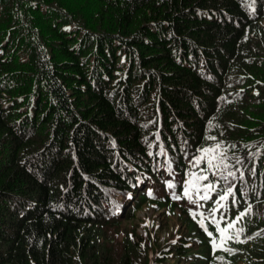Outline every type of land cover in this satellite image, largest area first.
<instances>
[{
	"label": "trees",
	"instance_id": "1",
	"mask_svg": "<svg viewBox=\"0 0 264 264\" xmlns=\"http://www.w3.org/2000/svg\"><path fill=\"white\" fill-rule=\"evenodd\" d=\"M171 163L212 208L216 171L261 188L174 257L264 264V0H0V264H165L109 230Z\"/></svg>",
	"mask_w": 264,
	"mask_h": 264
},
{
	"label": "rangeland",
	"instance_id": "2",
	"mask_svg": "<svg viewBox=\"0 0 264 264\" xmlns=\"http://www.w3.org/2000/svg\"><path fill=\"white\" fill-rule=\"evenodd\" d=\"M183 206L184 209L189 208L186 204ZM182 211L179 207L167 209L165 206L149 204L144 201L134 213L124 218L119 229L113 231L110 229L109 233L115 235L118 240H121L123 235L133 236L141 245H144L149 242V236L146 232L148 230L151 239L156 240L159 245L160 251L156 253L157 255L159 254L161 257H164L161 250H165L168 254L171 252L168 255L171 258H167L165 264H187L193 261V255H189L184 259L185 262H182L183 258L174 257L176 255H173L171 251L172 248L177 246L182 247V244H185L184 247L190 248H194L195 244H197L196 240L190 239L193 235L186 233L187 226L183 218L188 217V214L183 211L184 215ZM180 214L183 216H180ZM122 242L123 240L119 243L121 246L117 247L118 250L122 248ZM148 252L153 262L155 260L154 253L149 249ZM236 264L247 263L238 261Z\"/></svg>",
	"mask_w": 264,
	"mask_h": 264
},
{
	"label": "snow or ice",
	"instance_id": "3",
	"mask_svg": "<svg viewBox=\"0 0 264 264\" xmlns=\"http://www.w3.org/2000/svg\"><path fill=\"white\" fill-rule=\"evenodd\" d=\"M169 187H171V185H169ZM229 191H231V190H229ZM204 199H207V197L205 196ZM220 199L223 200V199H225V197L222 196ZM229 227H231V225H229Z\"/></svg>",
	"mask_w": 264,
	"mask_h": 264
}]
</instances>
